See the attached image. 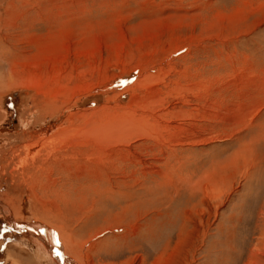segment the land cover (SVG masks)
I'll return each instance as SVG.
<instances>
[{
	"label": "rangeland",
	"instance_id": "1",
	"mask_svg": "<svg viewBox=\"0 0 264 264\" xmlns=\"http://www.w3.org/2000/svg\"><path fill=\"white\" fill-rule=\"evenodd\" d=\"M0 45V264H264V0H0Z\"/></svg>",
	"mask_w": 264,
	"mask_h": 264
},
{
	"label": "bare ground",
	"instance_id": "2",
	"mask_svg": "<svg viewBox=\"0 0 264 264\" xmlns=\"http://www.w3.org/2000/svg\"><path fill=\"white\" fill-rule=\"evenodd\" d=\"M26 2V1H25ZM10 22V21H9ZM5 27V26H4ZM4 33V32H3ZM3 35V34H2ZM0 48H1V45H0ZM9 77V76H8ZM2 79V78H1ZM2 81V80H1ZM13 84V83H12ZM11 83H10V80H3L2 81V84H0V87H2V88H8V87H10L11 85H12ZM0 114H1V112H0ZM41 130H44V128L43 129H41ZM40 133V132H39ZM30 135V134H29ZM29 141L30 140H27V138H25L24 140H22V146L23 147H25V149L28 151L27 153H26V155L29 153V148H30V145L31 144H29ZM19 146L20 145H16V144H9V145H7V148H6V152H8L7 154H9V156H11L13 153H15L16 155L19 153L20 154V151H19ZM2 148V147H1ZM17 152V153H16ZM5 155H6V153H5ZM15 156V155H14ZM18 156V155H17ZM7 158V157H6ZM12 160V159H11ZM10 160V161H11ZM4 161H5V163L2 165V167H3V169L5 168V167H7L8 166V162H10V161H6L5 159H4ZM1 166H0V168H2ZM15 169V168H14ZM0 170H2V169H0ZM11 172H12V170H11ZM27 173V172H26ZM6 203V202H5ZM1 206V205H0ZM4 207L2 206V207H0V210H5V209H3ZM7 209V208H6ZM8 211V210H7ZM6 212V211H5ZM8 214H9V211H8ZM45 231V230H44ZM46 232V231H45ZM44 232V233H45ZM43 233V232H42ZM47 234H49L48 232H46ZM53 240V239H52ZM46 241V240H45ZM65 248V247H64ZM69 248V247H68ZM72 248H73V246H72ZM73 250V249H72ZM57 251V250H56ZM66 254V253H65ZM72 255V254H71ZM66 256V255H65ZM68 257V256H67ZM70 258V257H69ZM59 261L61 262V264L63 263V260H62V257L61 256H59ZM68 260V259H67ZM66 261V260H65ZM74 261V260H73ZM89 262V261H88ZM78 264H80V263H78ZM88 264V263H87Z\"/></svg>",
	"mask_w": 264,
	"mask_h": 264
},
{
	"label": "crops",
	"instance_id": "3",
	"mask_svg": "<svg viewBox=\"0 0 264 264\" xmlns=\"http://www.w3.org/2000/svg\"><path fill=\"white\" fill-rule=\"evenodd\" d=\"M160 264H168V259H164V260L160 261Z\"/></svg>",
	"mask_w": 264,
	"mask_h": 264
}]
</instances>
